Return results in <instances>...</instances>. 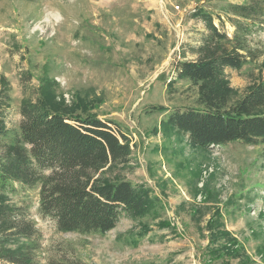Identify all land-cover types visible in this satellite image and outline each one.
<instances>
[{"label": "rangeland", "instance_id": "obj_1", "mask_svg": "<svg viewBox=\"0 0 264 264\" xmlns=\"http://www.w3.org/2000/svg\"><path fill=\"white\" fill-rule=\"evenodd\" d=\"M243 2L0 0L7 127L18 132L28 102L110 122L129 138L132 160L108 165L103 175L145 185L156 199L147 215L122 217L106 235L84 234L60 231L41 215L38 188L18 187L5 201L27 207L36 222L37 264H264V145L203 150L168 124L173 112L200 108L198 89L175 81L177 63L195 59L190 46L205 31L192 13ZM250 40L264 44V24ZM224 74L233 105L264 80V55ZM229 245L237 253L213 256Z\"/></svg>", "mask_w": 264, "mask_h": 264}, {"label": "trees", "instance_id": "obj_2", "mask_svg": "<svg viewBox=\"0 0 264 264\" xmlns=\"http://www.w3.org/2000/svg\"><path fill=\"white\" fill-rule=\"evenodd\" d=\"M221 9L215 13L197 8L191 15L205 31L199 44L190 46L195 59L177 63L175 81L187 80L198 89L200 108L175 111L168 124L203 150L236 142L264 145V114L259 113L264 110V80L230 105L224 74L226 69L240 71L264 55V44L250 40L252 30L264 24V0ZM223 18L234 27L233 36L224 30ZM20 114L14 132L0 104V264H37L36 222L27 207L5 201L18 187L38 188L41 215L55 221L62 232L106 235L122 217L139 218L155 209L149 187L103 175L108 165L127 166L132 160L129 138L116 133L112 123L67 115L50 102L48 107L25 103ZM231 247L212 254L223 258L237 253Z\"/></svg>", "mask_w": 264, "mask_h": 264}]
</instances>
